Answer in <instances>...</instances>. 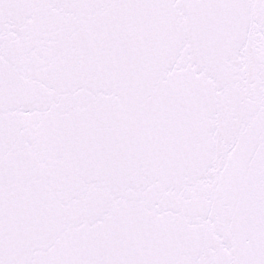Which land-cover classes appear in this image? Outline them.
<instances>
[{"label":"snow or ice","instance_id":"6c2138e0","mask_svg":"<svg viewBox=\"0 0 264 264\" xmlns=\"http://www.w3.org/2000/svg\"><path fill=\"white\" fill-rule=\"evenodd\" d=\"M0 264H264V0H0Z\"/></svg>","mask_w":264,"mask_h":264}]
</instances>
